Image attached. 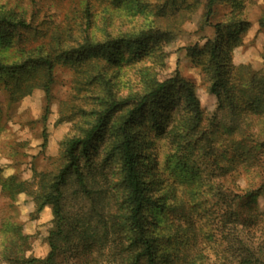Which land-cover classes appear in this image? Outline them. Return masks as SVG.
<instances>
[{
  "label": "trees",
  "instance_id": "1",
  "mask_svg": "<svg viewBox=\"0 0 264 264\" xmlns=\"http://www.w3.org/2000/svg\"><path fill=\"white\" fill-rule=\"evenodd\" d=\"M217 1H204L205 23ZM227 1L233 8L228 24H217L215 38L202 48H189L207 92L217 98L219 115L211 118L193 84L179 72L164 74L166 47L201 0H99V10L84 0L35 46L25 45L36 36L32 23L0 6V83L10 103L36 88L49 97L60 64L74 72L76 96L91 101L89 110L73 113L80 120L60 146L59 165L39 175L37 212L50 206L53 215L47 257L26 258L30 236L13 226L0 264H60L59 258L62 264H264V212L252 206L264 195V73L233 64L231 51L249 24L241 19L243 2ZM134 65L138 82L121 84ZM175 112L179 121L168 131ZM152 130L204 161L217 214L213 260L202 245L210 235L195 229L189 215L182 224L173 218L167 232L152 216L166 205L153 195L144 162ZM240 171L254 172L258 182L231 189L229 178ZM22 185L11 188V197ZM183 210L179 202L165 212Z\"/></svg>",
  "mask_w": 264,
  "mask_h": 264
},
{
  "label": "rangeland",
  "instance_id": "2",
  "mask_svg": "<svg viewBox=\"0 0 264 264\" xmlns=\"http://www.w3.org/2000/svg\"><path fill=\"white\" fill-rule=\"evenodd\" d=\"M204 1L201 0L202 5L182 25L176 39L166 47L169 55L164 74L170 76L179 72L193 84L205 116L211 118L214 114L219 115L217 98L207 92L201 69L194 63L189 48H202L207 40L214 39L215 26L227 25L233 8L227 0H218L209 22L205 23ZM237 1L244 4L241 19L249 27L240 34L239 44L231 51L232 62L235 66L249 65L253 70L264 73V0ZM83 2L84 0H0V6L25 15L33 25L32 35H36L25 45L35 46L47 42L55 26L61 24L66 15L72 18L74 12L81 9ZM93 2L98 10L101 9L99 0ZM136 65L126 67L120 79L121 84L129 78L133 83L138 82ZM73 79L74 72L68 66L57 65L49 97L44 89L36 88L13 103H10L8 94L0 83V255L13 226L21 227L23 233L30 236V249L25 253L26 258L45 259L50 251L47 237L53 228L52 209L47 206L42 212H37L34 199L39 188V175L51 172L59 165L60 146L73 133L75 124L80 120L73 113L78 112L80 107L87 110L91 108V101L84 99L83 94L76 96ZM180 115L179 112L171 115L168 131L173 124L178 123ZM146 138L149 143L142 150L153 195L159 202L166 200L165 211L168 206L173 208L179 202H183L185 209L175 215L163 211L162 215L152 213V216L157 217L162 232H167L173 218H177L182 224L186 219L184 216L189 215L195 222V229L202 235H210V238H203L202 245L206 246V253L213 260L216 256L211 249L215 246L212 234L217 228V214L215 201L205 186L203 171L206 166L201 155L188 146L179 151L167 134L159 138L152 130L146 134ZM193 173L194 177H199L190 179L189 176ZM250 180L258 182L259 178L254 172L233 173L228 187L234 189L239 184L243 188ZM17 184H23V191L11 197V188ZM201 191L204 193L201 194ZM252 206L264 212V195L259 196ZM61 259L58 260L60 264Z\"/></svg>",
  "mask_w": 264,
  "mask_h": 264
}]
</instances>
